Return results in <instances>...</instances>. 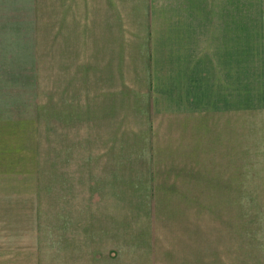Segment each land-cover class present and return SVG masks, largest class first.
Instances as JSON below:
<instances>
[{
	"label": "rangeland",
	"instance_id": "rangeland-1",
	"mask_svg": "<svg viewBox=\"0 0 264 264\" xmlns=\"http://www.w3.org/2000/svg\"><path fill=\"white\" fill-rule=\"evenodd\" d=\"M74 4L0 0V264H264V0H235L230 130L207 109L234 166H80L108 139L85 128L94 103L143 124L149 69L65 43Z\"/></svg>",
	"mask_w": 264,
	"mask_h": 264
},
{
	"label": "crops",
	"instance_id": "crops-1",
	"mask_svg": "<svg viewBox=\"0 0 264 264\" xmlns=\"http://www.w3.org/2000/svg\"><path fill=\"white\" fill-rule=\"evenodd\" d=\"M73 6L66 9L74 11L75 24L69 15L65 43L71 41L74 29L78 42L93 57L118 60L116 73L120 74L121 65L122 73H127L124 61L141 55L149 69L144 88L149 99L140 109L148 115H142L143 124L139 127L132 104L125 106L122 101L120 109L106 112L94 103L85 128L100 136L105 129L108 139L101 142L100 155L85 153L80 166H139L141 157L143 166H204V160L208 166H219L217 155L222 154L228 155L223 166H234V135L226 140L219 127L210 134L215 122L207 109L219 108L223 114L218 117L227 120L229 128L230 91L235 83L231 46L235 0H75ZM116 91L122 94L123 87ZM70 128L64 126L67 135ZM89 138L83 150L91 143Z\"/></svg>",
	"mask_w": 264,
	"mask_h": 264
}]
</instances>
